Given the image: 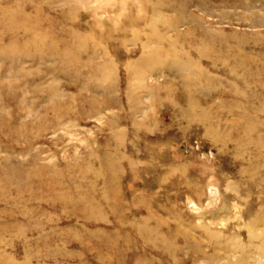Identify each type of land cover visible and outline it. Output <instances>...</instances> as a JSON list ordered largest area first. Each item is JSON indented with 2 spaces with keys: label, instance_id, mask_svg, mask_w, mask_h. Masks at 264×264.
I'll return each mask as SVG.
<instances>
[{
  "label": "rangeland",
  "instance_id": "obj_1",
  "mask_svg": "<svg viewBox=\"0 0 264 264\" xmlns=\"http://www.w3.org/2000/svg\"><path fill=\"white\" fill-rule=\"evenodd\" d=\"M141 3L0 0V264H264V0Z\"/></svg>",
  "mask_w": 264,
  "mask_h": 264
},
{
  "label": "bare ground",
  "instance_id": "obj_2",
  "mask_svg": "<svg viewBox=\"0 0 264 264\" xmlns=\"http://www.w3.org/2000/svg\"><path fill=\"white\" fill-rule=\"evenodd\" d=\"M71 1H73V3H74L75 6L81 7L84 10L90 12V14L94 18L93 25H95L96 27H100V28H103V29H110V30L111 29H114L115 30V29L120 28L121 27L120 24L122 23V21H120L118 18H121V17L122 18L124 17L125 19L126 18H129L131 16V14H132V8H133V6L130 4V0H97L96 2L94 1L93 3H92V0H71ZM141 1L142 0H140V5L138 6V10H140V11L143 9V6H142L143 4L141 3ZM160 17H161V15H160ZM191 68H193V67H191ZM126 70H128V69H126ZM192 107H194V106H192ZM206 132H208V130ZM217 192H214V193H217ZM214 193H213V195H215ZM213 195H211V196H213ZM209 199H211V198H209ZM207 202H208V200H207ZM207 205L205 204V206H207Z\"/></svg>",
  "mask_w": 264,
  "mask_h": 264
}]
</instances>
